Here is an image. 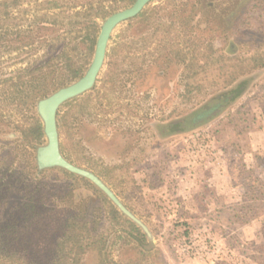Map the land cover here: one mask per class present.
<instances>
[{"label": "rangeland", "instance_id": "374dc122", "mask_svg": "<svg viewBox=\"0 0 264 264\" xmlns=\"http://www.w3.org/2000/svg\"><path fill=\"white\" fill-rule=\"evenodd\" d=\"M33 1L26 0L23 6L30 7ZM90 2L101 3L111 12L132 4L126 0H75L76 9ZM160 2L151 0L146 7ZM173 10L186 34L211 42L224 54L264 49V0H178L176 8L164 9L163 17L175 20L169 14ZM102 21L96 19L98 28ZM123 23L113 30L107 51L122 33ZM24 29V41L30 44L21 52L2 56L0 70L4 73L24 67L28 58L36 59L37 66L62 46L61 41H52L62 32L57 27L38 28L29 18ZM141 30L140 25L137 32ZM80 48L84 49V44ZM15 55L18 58L14 59ZM106 61L105 57L94 87L100 84ZM182 68L173 61H159L146 74L121 73L117 85L122 93L113 100L114 106L105 107L98 116L103 121L89 119L76 126L72 141L79 144L88 161L107 167L128 164L127 176L118 178L110 189L150 230L149 264H264V87L260 83L264 69L245 76V91L212 120L171 132L168 123L193 110L192 104L180 100ZM62 80L64 71L55 80H48L45 87L52 92ZM246 98L249 101L235 128L226 114ZM244 126L249 130L237 134ZM6 131L12 133L11 128ZM250 132L259 134L256 139L261 143L256 150H251ZM13 135L7 141L10 146L0 148V158L5 157V161L20 154L13 150L17 133ZM56 168H45L44 173V169L38 170L33 182L26 184V192L11 190L8 208L3 210L14 214L18 201L29 203L25 198L31 196V210L28 207L26 213L32 215V223L27 225L26 240L43 250L54 245L53 238L59 234L66 213L97 219L106 205L88 186L70 188V180ZM250 215L256 218L246 222ZM134 245L136 242L117 243L110 247L109 255L119 262L134 260ZM96 257L95 252L88 251L82 264H96Z\"/></svg>", "mask_w": 264, "mask_h": 264}, {"label": "trees", "instance_id": "16d2710c", "mask_svg": "<svg viewBox=\"0 0 264 264\" xmlns=\"http://www.w3.org/2000/svg\"><path fill=\"white\" fill-rule=\"evenodd\" d=\"M25 1L0 0V61L2 56L20 51L30 44L24 41V22L29 18L31 24L35 23L38 28L57 27L62 30L52 38V41H61L62 46L48 60H40L37 66L34 65L36 59L28 58L24 67L8 73L0 70V148L10 146L7 141L17 133L13 139V150L20 151L19 155L8 161H5V157L0 158V264H82L83 256L88 251L96 253V264H149L148 257L152 251L147 249L149 241L141 228L118 211L90 181L61 168L56 169L70 180V188L88 186L106 204L105 211L100 212L97 219H89L84 214L66 213L59 234L53 238L54 245L51 249L43 250L26 240L27 225L32 223V215L26 213L28 207L31 210V196L25 198H29V203L27 200L18 201L14 214L3 211L8 208L11 190L26 192V184L29 181L32 183L38 173L34 151L44 142L45 136L35 107L38 99L51 92L45 83L55 80L58 73L64 71L65 80L58 81L56 89L83 74L99 32L96 19H104L113 12L101 3L90 2L76 9L78 5L75 0H69L71 4L66 0H34L30 7L23 6ZM133 1L126 0L127 3ZM160 1L155 6L145 7L137 16L123 23L122 33L105 54L106 69L99 79L100 84L92 91L65 102L56 116L63 155L72 163L91 169L111 189L118 178L124 174L127 176L128 164L107 167L88 161L79 144L72 141V136L76 126L89 119L103 121L98 116L103 115L105 107L114 106L116 101L113 100L122 93L117 85L121 73L141 71L146 74L159 61L183 65L179 75L183 88L180 100L186 105L192 104L190 108L193 110L168 123V130L177 132L212 120L242 95L248 84L245 76L264 69V49L254 53L224 54L211 42L186 34L174 10L169 14L175 20L163 17L166 13L164 9L176 8L178 0ZM162 11L164 14H161ZM140 25L142 30L137 32ZM11 41L13 45L9 43ZM82 44L84 49L80 48ZM55 45L54 42L51 46ZM260 83L264 87V77ZM248 101L249 98L244 99L226 114L235 128ZM6 128H11L12 133L7 132ZM248 130L249 127L244 126L237 129V134ZM16 169H19L17 178L13 176ZM119 182H123V179ZM255 218V215L247 216L246 222ZM133 242H136L134 246L137 250L134 260L119 262L109 255L111 246Z\"/></svg>", "mask_w": 264, "mask_h": 264}, {"label": "water", "instance_id": "95a60500", "mask_svg": "<svg viewBox=\"0 0 264 264\" xmlns=\"http://www.w3.org/2000/svg\"><path fill=\"white\" fill-rule=\"evenodd\" d=\"M151 0H134L126 8L115 11L106 16L99 28L95 41L91 61L84 73L72 82L60 86L36 102L37 117L40 118L45 136V143L36 146L35 160L38 170L57 167L71 174L85 178L98 188L107 199L125 217L133 221L146 234L149 243L153 242L152 234L145 223L131 212L126 205L115 195L110 187L97 175L82 166L76 165L65 158L60 150L57 113L67 101L90 91L102 70L108 43L113 30L121 23L137 16Z\"/></svg>", "mask_w": 264, "mask_h": 264}, {"label": "crops", "instance_id": "0c3cea01", "mask_svg": "<svg viewBox=\"0 0 264 264\" xmlns=\"http://www.w3.org/2000/svg\"><path fill=\"white\" fill-rule=\"evenodd\" d=\"M248 135L251 136L250 142H251V150H256L259 147V144L261 143V141H259L258 139H256V136H258L257 134H254L253 132L247 133ZM264 136V133H263Z\"/></svg>", "mask_w": 264, "mask_h": 264}]
</instances>
